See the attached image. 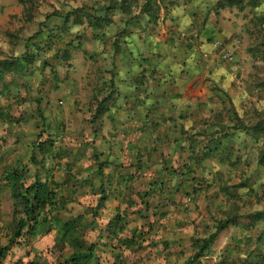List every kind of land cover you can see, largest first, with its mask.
<instances>
[{
  "label": "rangeland",
  "instance_id": "1",
  "mask_svg": "<svg viewBox=\"0 0 264 264\" xmlns=\"http://www.w3.org/2000/svg\"><path fill=\"white\" fill-rule=\"evenodd\" d=\"M112 1L0 0V58L17 59L27 52H36L38 45L41 49L34 63H23L22 69L7 73L0 83V175L6 168L21 163L29 168V178L33 181L37 169L43 172L41 164L33 166L31 163L33 145L38 141L55 140L63 155L59 160H48L46 167L52 169L51 180L59 183L58 198L68 200L66 217L84 215V222L91 224L85 231L87 239L99 242L101 249H104L103 256H107L111 249L119 251L125 248H120L117 242H114V248L110 244L105 245L109 243L105 227L119 214V210L126 214L127 230L121 237L136 235L139 239L132 251H125L124 264H184L195 254V246L214 233L219 220L228 219L235 214L240 215L237 226L219 233L208 255L199 263L215 264L225 257L235 260L239 254L237 249H242V256H246V252L254 248L256 254L260 251L264 254V241L256 244L263 234L264 226L262 223L249 226L246 216L264 210V168L256 164L261 144L254 143L252 136H246L242 132L234 136L233 131L230 134V146L235 149L233 161L238 156L241 157L235 166H222L216 159L197 166L189 158L190 144L186 142L183 143V152L179 151L177 158L172 159L171 163H163L160 159L162 168L158 167L156 161L161 153H170L173 143L146 141L143 137V142L138 143L143 145L141 153L146 157V162L139 165L135 174L132 173L133 166H130L134 163L131 155L133 150L129 147L135 143L132 129L120 125V136L116 144L112 141L113 138L108 140L107 134L105 141L102 140V126H96L91 115L94 108H89L94 87H86L85 83L93 67L97 70L105 65L110 69L109 55L113 51L114 54L120 51L116 50L118 47L114 49V43H119L117 37L127 33L130 28L127 27L126 32L116 29L115 33H110L106 28V36L104 39L99 37L98 40L94 38V30L88 26V22L77 25L72 18L67 23L68 28L64 30L60 14L71 13L80 5L88 4L92 7L93 2ZM175 1L180 5L184 4L186 8L193 4L199 10L198 15L208 13L211 19H216L218 28L226 35L225 46L234 49L236 56L234 62H231L234 68L231 87H208L213 97L206 106L203 118L197 117L195 121L205 123L207 129H211L214 123L226 127L233 120V111L238 112L247 125L264 121V48L259 44L263 35L259 33L261 22L257 19L264 15V2L257 9L240 11L237 7L218 10L219 0ZM61 4L62 7L73 9L69 11L66 8L60 12L57 7ZM142 4L143 0H140L139 8L134 9L135 15H139ZM163 9L159 25H156L157 34L163 31L162 26L168 20L171 23L172 8ZM195 12L197 13L196 10ZM98 15L104 14L101 12ZM163 15L166 16L165 19ZM114 17L131 19L121 13L118 16L117 11ZM40 32L42 35L38 39L32 38ZM112 34L116 37L114 42L110 36ZM31 38L37 45L30 43ZM102 55H105V59ZM59 82L63 85L58 84ZM75 83L78 87H75ZM218 114L222 119L217 117ZM216 129H212L213 133L219 135ZM210 138L197 140L195 156H202L204 146L208 145ZM157 147L160 149L158 153ZM109 152L119 153L123 171L131 172L134 181L122 185L121 201L115 202L112 198L115 192L107 188L109 199L95 216L92 213L98 210L101 198L99 181L102 178L98 168L100 163L106 167L103 155ZM37 155L41 161L42 155L39 152ZM166 165L171 168L166 169ZM192 167L196 168L194 177L199 179L196 186L182 176V173ZM41 175L46 177L45 171ZM104 176V180H108V176L115 178L110 174ZM242 181L253 191L249 192L247 188L237 189L235 185ZM224 185L229 188L233 197L229 198L221 192ZM148 192L152 194H147ZM234 197H239V200ZM12 221L13 199L9 189L0 182L2 245L7 243ZM100 234L103 239H100ZM54 238V234L42 235L34 238L31 246L13 248L3 264H27L37 253L55 264L59 249L54 250ZM33 248L36 253L32 252ZM27 253H31V256H27Z\"/></svg>",
  "mask_w": 264,
  "mask_h": 264
},
{
  "label": "crops",
  "instance_id": "2",
  "mask_svg": "<svg viewBox=\"0 0 264 264\" xmlns=\"http://www.w3.org/2000/svg\"><path fill=\"white\" fill-rule=\"evenodd\" d=\"M62 6L57 7L60 12L66 8L69 11L73 9ZM83 6L104 11L111 7V3L93 2L92 7L85 4L77 9ZM170 11L171 23L168 20L162 26L163 31L158 34L157 26H147L144 20L131 21L113 17L108 27L110 33H115L116 29L123 31L127 27L130 30L117 37L121 42V49L117 54L113 51L109 55L110 69L103 65L101 69L94 70L95 62L92 60L93 68L85 83L86 87H94L89 108H94L91 115L96 126H102L103 141L107 134L108 140L113 138L112 141L116 144L120 136V125L132 129L135 143L129 147L133 150L131 155L134 163L130 165L133 166V174L139 165L146 162V157L141 153L143 145L139 144L143 142V137L146 141L173 143L170 153H161L156 161L161 168L163 165L160 164V159L163 163H171L172 159L177 158L179 151L183 152L186 142L210 138L213 128L207 129L205 123L195 120L197 117L203 118L206 106L213 97L208 87H231L234 74L232 63L222 62L215 54L214 42L225 43L226 37L218 28L216 19H211L208 13L198 15L199 10L193 4L186 8L184 4L178 3ZM119 13L118 10V16ZM165 17L163 15V19ZM110 36L114 42L116 37L113 34ZM102 57L105 59V55ZM75 87H78L77 83ZM99 106L105 112L95 119ZM146 127H150L149 131ZM159 150L157 147V153ZM103 160L107 164L104 174L115 177L111 179L110 185L107 180L104 181V187L115 192L112 195L115 202L121 201V187L126 183L122 182L123 178L134 181V176L131 172L123 171V161L118 152L104 154ZM168 167L166 165V169ZM112 183L115 184L112 186ZM101 184L102 181H99L100 187Z\"/></svg>",
  "mask_w": 264,
  "mask_h": 264
},
{
  "label": "trees",
  "instance_id": "3",
  "mask_svg": "<svg viewBox=\"0 0 264 264\" xmlns=\"http://www.w3.org/2000/svg\"><path fill=\"white\" fill-rule=\"evenodd\" d=\"M140 0H113L111 7L104 11H96L93 8H88L83 6L71 13L60 14L61 19H63L64 30L68 28L67 23L73 18V22L77 25H82L88 22V26L94 31V38L99 39L106 36L104 31L112 23V19L116 14V11L126 16L130 17L131 21L144 20L147 26H156L160 18V12L164 8L170 10L172 7H176L178 2L175 0H143V4L140 7L139 15H135L134 9L138 7ZM264 0H219L217 3V9L222 10L226 8L237 7L240 11H244L247 8L257 9L263 4ZM113 5V6H112ZM116 5V7L114 6ZM162 5L164 7L162 8ZM118 6V7H117ZM163 9V10H164ZM104 15H98L100 13ZM219 12V11H217ZM260 22L259 33L263 35L260 41L261 47L264 48V15L257 18ZM96 30V31H95ZM126 32V30H125ZM42 33H38V36L32 37L33 39H38ZM30 43L37 45L36 42ZM116 47H118L116 49ZM114 49L120 50V44L118 42L114 43ZM40 46L36 48V52L25 53L21 58L17 59H1L0 58V83H2L6 77L7 73H15L23 68V63L32 64L39 57L37 54L40 52ZM264 53V51L262 52ZM105 112L102 106L96 109L95 119H97L101 114ZM233 120L226 127H221L212 124V128H217L219 135L212 133L211 138L207 141L208 145L204 146L202 156H195L197 140H190V156L189 158L192 162H196L197 166L204 164L206 161L216 159L222 166H235L240 162L241 157H237L236 161H233L234 148L230 146V134L234 132V136L242 132L246 136L253 137L254 143L261 144L259 152L256 157V164L260 168H264V121L259 120L256 124L247 125L245 121L238 115V112L233 111ZM219 119L221 117L218 114ZM95 122V121H94ZM221 127V128H220ZM233 134V133H232ZM41 139V138H40ZM212 146V147H210ZM247 146V145H246ZM35 152V153H34ZM42 155L41 161L37 153ZM63 153L57 148L55 140L49 139L48 141H38L33 145V156L31 157V163L33 166L42 165L43 172L36 170L33 175V181L29 178V168L26 165L17 164L16 166L6 168L0 175V182H3V186L8 188L12 199H13V221L10 230L8 231L7 243L2 245L0 243V264H3L5 259L11 253L12 249L15 247H26L31 246L33 239L42 235L54 234V250L57 251V257L55 264H124L123 257H125V251H132L133 247L137 245L138 237L132 235L130 238L121 237L127 230V222L125 219L126 214L119 210V214L112 220H110L105 227V234L107 241L105 245L110 244L113 248L114 242L120 245V248L125 249H111V253L107 256H103L104 249H101L99 242H91L86 237V229L91 224H86L84 222V215L77 217H66L65 213L69 210L67 206V199L62 197L58 198L57 187L59 183L51 180L52 169L46 167L48 160H59L62 158ZM200 164V165H199ZM104 168L103 163H100L98 168V173L101 175V198L97 205V209L93 211L92 214L98 215V211L104 208L105 201L109 199L106 187H104ZM189 168V170L182 174V176L191 180L192 184L196 186L199 179L194 177V170L196 168ZM46 173V177H42L41 173ZM130 177V176H129ZM112 177L108 176L107 183L111 182ZM124 180V181H123ZM122 182H130L131 178H123ZM68 185V184H67ZM112 185V184H111ZM237 189L247 188L248 185L245 182H241L235 185ZM249 190V189H248ZM195 191V189H194ZM250 189L249 192H252ZM221 192L229 198L234 195L229 192L227 186L221 187ZM147 194H152L148 192ZM238 199L239 197H234ZM239 200V199H238ZM131 202V200H129ZM131 204H134L133 202ZM146 204V203H145ZM146 207L149 205H145ZM249 219V226H257L262 223L264 226V210L255 211L246 215ZM240 215L235 214L228 219L219 220L215 225L214 233H211L205 239H202L199 245L195 247V254L188 259L184 264H200V260L208 255L210 247L216 241L219 233L227 230L231 226H237ZM94 228V227H93ZM101 233V230H100ZM263 234L259 237L256 244H260L264 241V229ZM103 239V236L100 239ZM101 250V251H100ZM238 253L235 260L225 257L219 260L215 264H264V254L258 252L256 249L252 251H247L246 256H242V249H237ZM33 253H36V249L33 248ZM52 253V252H51ZM27 256H31V253H27ZM27 264H54L50 263L47 259H44L40 254H35Z\"/></svg>",
  "mask_w": 264,
  "mask_h": 264
},
{
  "label": "built area",
  "instance_id": "4",
  "mask_svg": "<svg viewBox=\"0 0 264 264\" xmlns=\"http://www.w3.org/2000/svg\"><path fill=\"white\" fill-rule=\"evenodd\" d=\"M214 47L215 54L219 57L221 61L227 63L234 62L236 58L234 49H229L225 46V43H222L221 41L214 42Z\"/></svg>",
  "mask_w": 264,
  "mask_h": 264
}]
</instances>
